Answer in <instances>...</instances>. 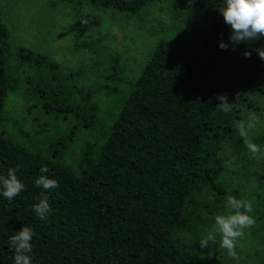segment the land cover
<instances>
[{
	"label": "trees",
	"instance_id": "obj_1",
	"mask_svg": "<svg viewBox=\"0 0 264 264\" xmlns=\"http://www.w3.org/2000/svg\"><path fill=\"white\" fill-rule=\"evenodd\" d=\"M156 1L90 0L139 18ZM194 4L210 20L208 27L189 47L166 41L158 45L103 144L86 151L79 174L0 132V175L21 164L17 175L26 185L11 202L0 196V264H14L8 237L25 225L36 232L33 264H215L185 250L179 236L203 238L198 231L202 217L195 216L207 204L202 192H226L224 142L247 150L243 140L233 138L239 111L234 105L223 111L219 97L230 103L227 94L264 96V60L255 51L264 47V40L221 50L219 42L227 43L231 34L219 11L223 0ZM10 36L0 10V120L7 96L20 90L19 80L6 67ZM245 51H251L250 58ZM19 52L23 61L56 67L43 53L25 47ZM94 93L81 91L85 108L71 110L85 127L93 125L100 110ZM53 101L49 107L60 105ZM259 139L264 136L252 142ZM42 166L59 182L46 193L51 205L46 221L32 210L42 198L43 190L33 186ZM256 205L264 212V198L258 197Z\"/></svg>",
	"mask_w": 264,
	"mask_h": 264
},
{
	"label": "rangeland",
	"instance_id": "obj_2",
	"mask_svg": "<svg viewBox=\"0 0 264 264\" xmlns=\"http://www.w3.org/2000/svg\"><path fill=\"white\" fill-rule=\"evenodd\" d=\"M0 10L11 32L7 71L20 82V90L5 100L0 132L76 174L86 151H96L105 141V133L119 115L132 84L158 45L166 41L189 47L210 24L194 0L181 4L175 0L152 2L145 7L142 19L93 5L90 0H0ZM86 42L91 46L80 47ZM22 47L49 56L56 67L23 61L19 54ZM88 90L96 91L100 106L91 127L83 126L71 111L78 106L85 108L87 101L81 91ZM227 95L240 117L233 138L244 141L238 125L247 123L250 117L256 121L249 133L251 141L264 136V96L239 92ZM54 99L60 105L49 107V100L52 103ZM259 140L257 145L264 150V141ZM224 146L227 189L202 192V202L207 204L195 215L202 217L198 231L205 235L214 227L216 215L230 214L226 202L233 194L252 202L250 215L255 224L244 229L234 256L219 247V236L217 243L201 248L202 238L186 233L179 236L180 245L215 264H264V212L261 205L254 207L258 197L264 198L260 195L264 155L254 158L230 141Z\"/></svg>",
	"mask_w": 264,
	"mask_h": 264
},
{
	"label": "clouds",
	"instance_id": "obj_3",
	"mask_svg": "<svg viewBox=\"0 0 264 264\" xmlns=\"http://www.w3.org/2000/svg\"><path fill=\"white\" fill-rule=\"evenodd\" d=\"M219 11L231 30L228 42L226 43L223 39L219 42L221 50L228 49L230 45L235 50L236 45L264 40V0H223V6L219 8ZM255 51L259 58L264 60V47L256 48ZM243 55L247 59L252 53L245 51ZM219 99L220 104L223 105V111H230L231 104L227 102V99L223 96ZM255 126L256 121L252 117L247 123L241 122L238 125L239 135L244 138L246 148L254 158L257 155H264V150L249 138V133ZM21 167V164H17L15 167L8 168L6 175H0V196L9 202L26 190L25 183L17 175ZM39 171L40 175L34 180L33 186L43 190L40 193L42 198L33 205L32 210L37 219L46 221L51 210L46 193L58 188L59 182L46 175L49 172L46 166H42ZM226 207L230 210V214L216 215L214 227L204 235L199 244L201 248H207L210 242L217 243V236H219V247L234 256L236 242L244 236V229L251 228L255 224V219L250 215L253 212V205L251 201L240 200L229 195ZM35 236V230L25 225L8 237L9 250L14 253V264H33L31 253Z\"/></svg>",
	"mask_w": 264,
	"mask_h": 264
}]
</instances>
